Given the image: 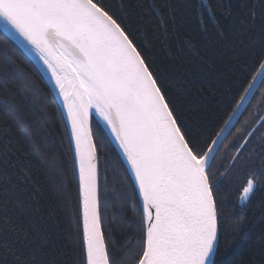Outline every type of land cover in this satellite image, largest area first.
Instances as JSON below:
<instances>
[{"label": "snow or ice", "instance_id": "1", "mask_svg": "<svg viewBox=\"0 0 264 264\" xmlns=\"http://www.w3.org/2000/svg\"><path fill=\"white\" fill-rule=\"evenodd\" d=\"M205 6L216 31L201 20L203 40L190 37L188 49L173 54L166 42L177 32L175 9L160 0L148 13L154 39L129 20L123 0L116 7L108 0H0V81H18L24 93L19 101L3 102L11 125L0 130V264H62L64 258L70 264H231L227 253L249 240L257 264H264V234L252 239L254 229L244 227L249 214L264 223V196L255 199L264 190V96L246 127L237 129L244 134L238 147L232 145L228 166L222 168L216 155L264 85V0H240L236 11L221 2L224 18L232 19L229 31L217 23L216 9ZM156 40L165 45L162 56ZM218 41L225 42L222 48ZM241 59L251 79L209 142L199 115L206 105L196 101L205 91L218 92ZM13 129L39 159L53 203L70 201L76 192L78 243L70 256L72 241L60 239L55 208L40 202L44 193L31 170L12 162ZM253 138L259 147L245 157ZM64 141L73 160L71 190L60 151ZM105 148L126 185L121 204L130 209L132 235L124 244L110 245L105 232L99 185ZM245 168L239 206L225 214L217 189ZM108 199L106 192L105 204Z\"/></svg>", "mask_w": 264, "mask_h": 264}, {"label": "trees", "instance_id": "2", "mask_svg": "<svg viewBox=\"0 0 264 264\" xmlns=\"http://www.w3.org/2000/svg\"><path fill=\"white\" fill-rule=\"evenodd\" d=\"M113 7H116L120 0H108ZM124 13L127 14L129 20L139 28L146 30L150 39H154L153 29L155 27L154 21L148 15L151 4L154 0H123ZM223 2L225 7L232 6L236 11L239 8L240 0H160L161 4H171L175 9V27L177 32L170 35L166 42V47L173 54L178 53L179 49H188V45L185 43L190 37L198 40H203L204 31L201 26V20L204 22V26L207 27L210 33L215 32V25L212 23L211 18L208 15L207 7L205 4H210L211 7L216 9L215 16L217 23H219L224 31H229L232 19H225L222 14L219 5ZM168 13V10L165 9ZM169 15L171 13H168ZM144 17L141 21L140 18ZM2 38V37H0ZM157 44L156 54L162 56L165 53L162 51L165 45L160 44L159 40L155 41ZM224 41H218L217 46L223 47ZM245 61L241 59L240 66L235 68V75L231 79L222 80L218 85L219 91H205L202 97L196 101L198 105H206L199 109L200 118L204 121V127L202 129L204 136L209 138L215 137V134L224 125V121L228 119L231 110L236 106V102L239 100L240 95L243 93V88L247 86V81L251 79V74L244 71L243 65ZM30 70V69H29ZM254 74V73H252ZM46 84V82H45ZM44 88V85H41ZM49 89V87H48ZM260 91H257L255 97L245 108L243 114L229 133L228 137L223 142L222 146L217 152V163L223 168L227 167L230 163L229 158L234 155L235 148L242 142L240 137L244 133H238L237 129L246 127L245 120L248 119L250 112L257 107V99L264 96V85L261 86ZM47 91V90H46ZM24 93L21 90V86L18 81L9 79L7 82L0 81V130H3L11 125L6 109L3 107V102L6 100H21ZM93 130L97 128V124L93 123ZM54 131L57 136L58 142L63 135V129L59 127V120L55 122ZM260 132H264V129H260ZM260 132H257L259 136ZM12 142L14 150L17 155L12 158L17 166V169L27 168L31 170L33 176V182L37 187L41 189L44 196L40 198V202L43 206L51 211V208H55V212L58 214V230L61 233L60 239L65 236L72 241V244L67 249L69 256L74 251V246L78 243V238L75 236V222L78 219V200L76 192L71 191V200L63 199L60 205L57 206L53 203L55 197L52 195V191L49 188L48 181L45 178L44 172L40 166L39 159L32 154L28 143L24 140L23 136L13 129ZM253 146L259 147V141L255 138L248 144L247 150L244 152L245 157L248 155V151ZM60 151L65 161V173L68 178V188L72 189V174H73V160L68 156V143L62 142ZM99 185L101 194V207L102 211L106 210L105 215V232L109 235V244L113 242L118 244H124L129 235H132L130 226L127 223V218L131 216V212L128 206L121 204L124 198V189L126 185L122 183L123 177L113 170V167L109 163L112 159L111 149L105 148L99 152ZM108 158V160L105 159ZM239 167V166H238ZM247 169L237 171L233 173L231 178L223 179L222 187L217 189V200L220 207L224 210L225 214H232L233 206L238 205V197L243 183L245 182ZM107 192L109 199L105 204L104 196ZM238 195V196H237ZM264 196V190L257 193L255 199H259ZM259 215L258 213L256 214ZM249 220L244 226L245 230L254 229L251 232L252 239L264 234V223L256 221L254 223L249 214ZM135 243V240L132 241ZM226 259L231 264H257L259 257L255 253L254 246L251 240L247 243L241 241L234 244L231 250L227 253ZM62 264H70V260L64 258Z\"/></svg>", "mask_w": 264, "mask_h": 264}, {"label": "water", "instance_id": "3", "mask_svg": "<svg viewBox=\"0 0 264 264\" xmlns=\"http://www.w3.org/2000/svg\"><path fill=\"white\" fill-rule=\"evenodd\" d=\"M45 82L47 83L46 79H45ZM48 87H49V89H50V85H49ZM248 104H249V103H248ZM248 104H247V105H248ZM247 105H246V107H247ZM246 107H245V108H246ZM245 108L241 110V115L243 114ZM241 115H239V117L237 118V120L234 122V126H235V124L237 123V121L239 120V118L241 117ZM224 126H225V125H223L222 128H223ZM234 126H233V127H234ZM233 127H231L230 130L227 131V132L224 134V137H225V138L223 139V142H224L225 139L228 137V135H229V133L232 131ZM219 131H220V130H219ZM214 138H215V137H214ZM223 142H222L221 144L218 145V150L220 149V147H221V145L223 144ZM217 152H218V151H217Z\"/></svg>", "mask_w": 264, "mask_h": 264}, {"label": "rangeland", "instance_id": "4", "mask_svg": "<svg viewBox=\"0 0 264 264\" xmlns=\"http://www.w3.org/2000/svg\"><path fill=\"white\" fill-rule=\"evenodd\" d=\"M222 146V145H221ZM238 196V195H237Z\"/></svg>", "mask_w": 264, "mask_h": 264}]
</instances>
